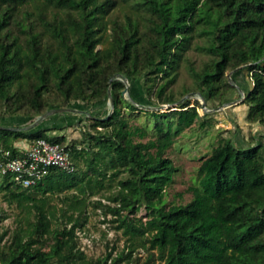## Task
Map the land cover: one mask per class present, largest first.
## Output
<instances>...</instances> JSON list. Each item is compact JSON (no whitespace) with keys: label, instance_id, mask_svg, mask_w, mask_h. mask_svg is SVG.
<instances>
[{"label":"trees","instance_id":"trees-1","mask_svg":"<svg viewBox=\"0 0 264 264\" xmlns=\"http://www.w3.org/2000/svg\"><path fill=\"white\" fill-rule=\"evenodd\" d=\"M37 1L42 3L37 14L42 32L15 17ZM132 1L142 15H127L121 22L108 17L117 0H0V109L5 116L34 120L75 103L104 105L110 87L115 103L109 118H88L94 133H87L82 143L53 137L52 128L0 129L1 160L19 156V140L44 138L67 145L76 166L74 173L51 169L27 188L11 175H0L5 201L34 215L11 242L2 245L0 236V264H108V258L88 260L77 231L89 197L122 174L128 177L118 180V191L108 197L116 206L95 204L119 216L126 234H148L150 248L158 250L164 264H264V142L242 148L222 138L202 162L193 199L167 209L166 189L177 168L165 155L175 130L201 122L199 107L187 100L174 110L149 112L124 98L122 81L110 84L116 75L142 81L147 97H156L161 105H174L192 91L224 103L236 90L227 72L244 67L252 82L244 91L247 119L264 125V0ZM50 7L56 9L52 19L46 13ZM14 23L28 34L25 40L12 33ZM46 34L52 42L45 43ZM196 36L204 37L201 48L209 60L200 70L191 68L194 88L177 95L168 89ZM123 107L158 120L147 142L138 140L147 136L146 128L130 123ZM168 118L174 120L165 122ZM60 194H66L67 208L61 212L67 223L54 227L57 209L51 198ZM142 206L150 213L146 223L122 216ZM50 238L54 242L46 250Z\"/></svg>","mask_w":264,"mask_h":264},{"label":"rangeland","instance_id":"rangeland-1","mask_svg":"<svg viewBox=\"0 0 264 264\" xmlns=\"http://www.w3.org/2000/svg\"><path fill=\"white\" fill-rule=\"evenodd\" d=\"M117 2L116 7L112 8L108 15L111 20L118 19L121 22H125L127 15L134 17L142 15V12H137L133 9L132 0H117ZM41 4L39 1L29 4L20 9L15 17L23 19L29 27L34 23L36 25L34 30L42 32L43 29L37 20L38 9L42 7ZM55 11L56 9L53 7L46 10L49 19H52ZM65 12L61 11L60 13L65 15ZM28 13H32V15ZM144 15L146 13H143ZM10 28L12 33L21 40H25L28 37V34H24L19 25L14 23ZM44 41L45 43L53 41L50 34L45 35ZM205 43L204 37L196 36L186 51L184 60L180 63L177 79L171 84L169 91L172 90L178 95L185 88H194L190 70L192 67L197 70L202 69L209 60V55L201 48ZM227 76L228 78L232 76L237 81L233 83L236 90L230 91L227 95L228 101L224 103H221L218 99H208V97H206L207 99L204 98V100L198 91L190 93L195 94L193 97L188 98V100H191L190 106L196 105L199 107L201 122H195L191 127L174 131V143L165 155L173 160L177 168L173 182L166 189L165 206L167 209L173 205L187 204L193 199L191 189L199 184V170L202 162L211 155L222 138L233 139L235 144L242 148L264 142V125L250 123L247 119L249 107L244 104L245 97L242 91H248L252 86L248 71L245 68L235 72L228 71ZM157 82L161 83L162 79H158ZM129 84V93L123 95L124 98L129 101L132 100L138 105L151 108L152 110H148L149 112L162 113L169 111L173 107H178V105H161L156 97L149 99L145 94L142 81L130 82ZM203 101L206 102L207 108L212 110L211 112H206L203 109ZM233 102L237 103L231 105ZM223 106L225 107L222 108ZM68 108L85 113L52 115L50 117L55 116L54 118H62L64 120L69 117L70 120L68 122H42L33 130L36 131L39 128L51 126L52 130L49 132L51 136H66L68 141L82 143L87 133H94L91 127L92 123L88 120V114L102 118L112 112L109 101L104 105L99 103L93 106L75 103ZM122 112L129 117L130 123L146 128L147 136L141 139L138 138V140L147 142L150 139V134L154 133L158 120H155L156 118L145 112L136 111L130 113L127 107H123ZM37 118L34 120L12 119L5 116L2 109H0V125L3 126L24 128L30 126ZM173 120V118H168L165 122ZM202 123H205V125H202ZM55 128L62 129L55 130ZM22 141L19 140L18 145H21ZM80 166L85 169L83 163ZM127 177L128 174L120 175L106 189L89 197L86 212L81 216L83 226L77 231L79 246L88 260L93 262L98 259L108 258V264H112L121 258L122 261L118 264H164L160 259L158 250L150 248L148 243L150 236L148 234L145 236L126 234L125 229L120 227L119 216L95 204L97 201H102L105 205L116 206L108 201V197L118 191V180ZM65 195L60 194L51 198V206L57 209L54 227H63L67 223V217L62 216L61 212L62 208H67ZM69 214H72V212ZM78 214L76 213L75 217ZM122 214V216H127L138 225L146 223L150 219V213L145 206H142L134 214L129 212H123ZM28 218L33 220L34 215L29 214L24 208L17 207V205H9L5 201L3 193H0V236H4L2 245L11 242L16 231L27 227ZM53 242V239L50 238L44 248L48 250L49 245Z\"/></svg>","mask_w":264,"mask_h":264},{"label":"built area","instance_id":"built-area-1","mask_svg":"<svg viewBox=\"0 0 264 264\" xmlns=\"http://www.w3.org/2000/svg\"><path fill=\"white\" fill-rule=\"evenodd\" d=\"M19 156L0 159V175L13 176L16 184L30 187L46 178L51 169L74 173L76 166L67 145L48 141L44 138L27 141L19 149ZM6 156L10 153L6 152Z\"/></svg>","mask_w":264,"mask_h":264},{"label":"water","instance_id":"water-1","mask_svg":"<svg viewBox=\"0 0 264 264\" xmlns=\"http://www.w3.org/2000/svg\"><path fill=\"white\" fill-rule=\"evenodd\" d=\"M244 67H241L237 70H240ZM114 80H120L122 81L125 85H126V89L123 91V95H126L129 93V87H130V81L127 79V78H124L119 75H116L114 77H112V79L110 80V84L112 85L113 81ZM229 80H230V83H235L234 79L232 78V76H229ZM243 94H244V97H245V92L242 91ZM195 94H190L188 95L187 97L183 98L181 101H179L178 103L174 104V105H178L180 106L181 104L185 103L188 98L190 97H193ZM201 96L202 99H204V97L202 96V94L200 93L199 94ZM108 96H109V102H110V105L112 107V112H110L108 118L113 114L114 112V109H115V103H114V99H113V94H112V89L111 87L109 88V92H108ZM205 100V99H204ZM131 102H133L134 104H136L134 101L131 100ZM237 102H233L231 103L232 104H236ZM137 106H139L140 108L142 109H145V110H152L151 108H147V107H144V106H141V105H138L136 104ZM225 106H223L222 108H224ZM222 108H219V109H222ZM173 110L176 109V107H173L172 108ZM203 109L206 111V112H211L212 110L211 109H208L207 106H206V102L203 101ZM218 109V110H219ZM63 113H85L83 111H79V110H76V109H73V108H58V109H53V110H50L48 111L47 113L39 116L30 126H27V127H11V126H3V125H0V129L1 130H13V131H31L33 129H35L37 126H39L44 120H46L47 118H49L50 116L52 115H58V114H63ZM89 117H92V118H95L94 116L92 115H89Z\"/></svg>","mask_w":264,"mask_h":264},{"label":"crops","instance_id":"crops-1","mask_svg":"<svg viewBox=\"0 0 264 264\" xmlns=\"http://www.w3.org/2000/svg\"><path fill=\"white\" fill-rule=\"evenodd\" d=\"M55 117V116H54ZM54 117H50V118H47L46 120H44L43 122H68L69 120H70V118L69 117H67V118H65V120L64 119H62V118H54ZM45 128H51V126H45ZM27 141L28 140H23L22 141V144L21 145H18V142L16 143V146H18V148L20 149V148H23V147H25L26 145H27Z\"/></svg>","mask_w":264,"mask_h":264}]
</instances>
